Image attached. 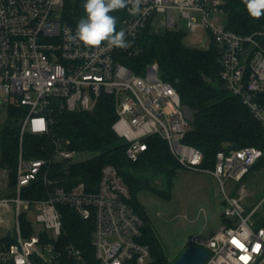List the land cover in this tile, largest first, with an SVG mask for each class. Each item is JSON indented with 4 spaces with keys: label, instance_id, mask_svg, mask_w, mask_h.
Instances as JSON below:
<instances>
[{
    "label": "built area",
    "instance_id": "1",
    "mask_svg": "<svg viewBox=\"0 0 264 264\" xmlns=\"http://www.w3.org/2000/svg\"><path fill=\"white\" fill-rule=\"evenodd\" d=\"M65 1L0 0V103L6 104V110L13 103L25 110L19 126L16 193L11 199L15 239L0 243V264H149V244L142 240L143 220L130 204L129 189L114 165L101 166L94 186L77 181L65 188L49 176L48 168L55 157L67 161L77 154L66 147L68 140L54 139L52 157L22 156L24 133L47 134L54 113L89 110L102 94L113 96L117 117L112 127L126 143L130 161L146 150V138L157 134L182 167L216 178L224 221L208 237L190 239V244L209 251L204 264H264V226H254L252 212L244 213L241 195L232 194L228 185L242 179L261 157V149L247 145L219 150L213 167H202L200 150L182 141L191 129L185 104L174 86L160 77L158 64L149 62L137 73L123 61L136 52V39L155 14H163V25L175 27L172 10H176L185 20L186 33L201 34L203 40L196 46L216 44L223 85L239 96L264 127V103L258 100L264 93V49L255 38L264 34V26L248 34L228 28L231 0H145L139 15H130L127 9L117 11V30H126L129 48L89 50L65 40V29L75 30L83 15L73 22L64 19ZM236 1L245 8L242 0ZM36 179L46 186V197L21 198V188ZM57 204L68 205L81 218L92 220L95 263L73 241L57 239L62 231ZM22 212L33 225L29 235L20 230ZM42 231L47 239H42Z\"/></svg>",
    "mask_w": 264,
    "mask_h": 264
},
{
    "label": "trees",
    "instance_id": "2",
    "mask_svg": "<svg viewBox=\"0 0 264 264\" xmlns=\"http://www.w3.org/2000/svg\"><path fill=\"white\" fill-rule=\"evenodd\" d=\"M82 0H66L63 18L77 21L83 13ZM112 15L118 16L117 12ZM226 26L235 32L248 34L264 26V17L252 19L241 2L231 0ZM186 31L181 28H166L156 34L147 24L139 33L137 50L123 61L129 68L140 73L149 62L158 64L159 75L168 80L178 92L180 101L192 113L191 129L182 141L200 150L201 166L212 168L216 152L228 151L252 145L261 149V157L251 166L264 168V127L241 102L239 96L231 94L223 85L219 72L221 69L219 50L214 42L208 47L185 45ZM256 40L264 49V34L256 35ZM248 70V68H247ZM258 100L264 103V93ZM25 110L18 104H11L7 110L8 123L0 129V168L8 172L6 195L14 194L16 182V161L19 150L20 119ZM47 134L24 133L21 142L24 158H49L53 155V141L56 138L68 140L66 147L77 153L89 152L91 156L76 160L62 161L55 157L49 165L48 174L56 177L65 188L77 181L95 185L99 170L104 164L114 165L130 192L129 202L143 220L142 240L149 244L151 260L149 264H171L161 248L159 239L145 220L140 206L134 200L135 191L149 188L157 193L159 188L170 185L177 167L181 165L170 153L164 139L157 134L148 136V144L136 161H130L125 154L126 143L114 131L112 124L117 114L111 94H102L89 110H64L54 113ZM67 170V171H65ZM47 188L42 179H36L20 190L24 199H43ZM61 212L62 231L57 239L73 241L82 248L92 263L91 245L93 222L77 215L68 205L57 204ZM20 230L29 235L33 230L26 212L19 215ZM42 239L47 234L41 232ZM15 234L0 236V243H10ZM190 244V243H189Z\"/></svg>",
    "mask_w": 264,
    "mask_h": 264
},
{
    "label": "rangeland",
    "instance_id": "3",
    "mask_svg": "<svg viewBox=\"0 0 264 264\" xmlns=\"http://www.w3.org/2000/svg\"><path fill=\"white\" fill-rule=\"evenodd\" d=\"M59 9L61 10V6ZM172 12L175 15V27L163 25V14H155L149 24L151 31L161 34L166 28L185 30V20L180 17L178 11ZM201 40L203 39L200 33H185L183 43L196 46ZM6 109V104L0 103V129L8 123ZM89 156H91L89 152L77 153L73 159L81 160ZM154 183L156 187L158 185L163 189L161 193L142 188L135 191L134 200L140 206L145 220L155 232L161 248L169 259L179 256L189 238L195 236L206 238L221 225L223 210L220 202L221 190L212 174L181 166L175 169L168 188L162 187L156 181ZM7 184L8 172L0 168V236L15 234V211L11 201L16 193L15 185L14 194L9 196L6 195ZM228 185L232 189V194L241 195L240 202L244 213L252 212L251 220L254 226H264V168L250 167L241 180L229 181ZM240 186L242 191L239 189ZM48 234L50 235V231Z\"/></svg>",
    "mask_w": 264,
    "mask_h": 264
},
{
    "label": "clouds",
    "instance_id": "4",
    "mask_svg": "<svg viewBox=\"0 0 264 264\" xmlns=\"http://www.w3.org/2000/svg\"><path fill=\"white\" fill-rule=\"evenodd\" d=\"M145 0H82L83 15L78 20L75 30L66 28L65 40L69 45H83L89 50H100L106 46L127 49L126 30H117L118 17L112 13L127 9L130 15L141 14ZM245 10L252 19L264 16V0H242Z\"/></svg>",
    "mask_w": 264,
    "mask_h": 264
},
{
    "label": "water",
    "instance_id": "5",
    "mask_svg": "<svg viewBox=\"0 0 264 264\" xmlns=\"http://www.w3.org/2000/svg\"><path fill=\"white\" fill-rule=\"evenodd\" d=\"M185 109L188 113L189 119H192L190 108L185 105ZM209 255L210 253L206 248L195 244H188L171 264H204Z\"/></svg>",
    "mask_w": 264,
    "mask_h": 264
},
{
    "label": "crops",
    "instance_id": "6",
    "mask_svg": "<svg viewBox=\"0 0 264 264\" xmlns=\"http://www.w3.org/2000/svg\"><path fill=\"white\" fill-rule=\"evenodd\" d=\"M5 208H6V207H5ZM6 210L8 211L7 208H6ZM11 212H12V211H11ZM221 219H222V220H221V223H222V222L224 221V219H223V217H221ZM210 234H211V233H210ZM191 238H192V237H191ZM191 238H189L188 241L183 245V248L186 247V246L189 244Z\"/></svg>",
    "mask_w": 264,
    "mask_h": 264
}]
</instances>
